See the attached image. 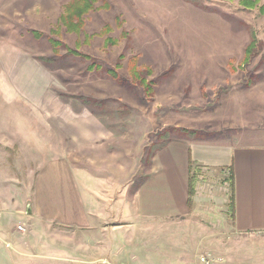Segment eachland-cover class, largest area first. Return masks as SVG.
Masks as SVG:
<instances>
[{"label":"rangeland","instance_id":"374dc122","mask_svg":"<svg viewBox=\"0 0 264 264\" xmlns=\"http://www.w3.org/2000/svg\"><path fill=\"white\" fill-rule=\"evenodd\" d=\"M240 1L97 0L80 25L66 20L76 0H0V217L26 216L39 169L70 147L54 125L60 109H71L68 119L89 112L105 120L104 150L84 162L116 169L120 175L108 177L116 186L139 179L174 141L239 132L259 139L264 108L253 106L260 88L250 89L263 69L264 0L251 10ZM254 34L258 56L243 65ZM203 171L195 188L209 193L200 191L190 215L152 227L199 238L163 240L162 248L200 256L211 253L201 246L209 237L233 230L230 184L220 207L212 198L223 196L225 178Z\"/></svg>","mask_w":264,"mask_h":264},{"label":"crops","instance_id":"0c3cea01","mask_svg":"<svg viewBox=\"0 0 264 264\" xmlns=\"http://www.w3.org/2000/svg\"><path fill=\"white\" fill-rule=\"evenodd\" d=\"M262 60L257 87L250 90L260 88L253 106L264 108ZM69 112L68 107L60 109L53 119L70 147L63 157L39 169L28 214L11 223L0 217V264H159L166 258H172L171 264H200L199 257L210 252L191 255L189 249L172 243L165 249L161 243L198 239V233L158 235L152 228L158 222L186 218L193 201L199 204L200 191L209 193L200 184L190 204V179L200 170L224 176L223 196L212 198L220 207L228 204L229 184L234 199L233 230L209 237L208 245L201 246L224 257L218 264H264V134L259 139L239 132L220 140L174 141L154 154L139 179L133 174L116 186L108 177L120 172L111 166L101 171L84 162L98 160L97 153L104 150L105 120L89 112L68 119L73 117L66 115ZM34 235L40 236L39 241H32Z\"/></svg>","mask_w":264,"mask_h":264},{"label":"trees","instance_id":"16d2710c","mask_svg":"<svg viewBox=\"0 0 264 264\" xmlns=\"http://www.w3.org/2000/svg\"><path fill=\"white\" fill-rule=\"evenodd\" d=\"M79 2V3H78ZM95 2H97V0H76V4L78 3V5L76 6H72L71 7V12L69 13V15L66 17L67 19H72V18H76V19H80V25L82 24V18L84 17V15L87 13V11H90V9L93 8ZM242 4V7L246 10H251L254 8H257L261 2V0H241L240 1ZM260 10L262 13H264V5L260 7ZM73 27V26H72ZM75 31H78L80 27H73ZM82 30V27L80 28V31ZM115 41L111 40L108 43H113L114 44ZM55 42H54V46H55ZM259 45V41L258 38L256 37V35L254 34L252 37V41L249 44V47L246 50V54H245V59L243 61V65H248L252 62V59L258 56V51H256L257 47ZM74 54H76L74 52ZM194 168L191 167V170H193ZM198 174L195 172L193 173V175L191 176L190 179V187H189V194H190V204H191V196H193L195 194V178ZM231 209H232V216H234V199H233V195L231 197Z\"/></svg>","mask_w":264,"mask_h":264},{"label":"built area","instance_id":"2783aa9c","mask_svg":"<svg viewBox=\"0 0 264 264\" xmlns=\"http://www.w3.org/2000/svg\"><path fill=\"white\" fill-rule=\"evenodd\" d=\"M19 230H23V227L21 225L19 226ZM220 262L221 259L214 256V254L212 253H205L199 257L200 264H218Z\"/></svg>","mask_w":264,"mask_h":264}]
</instances>
